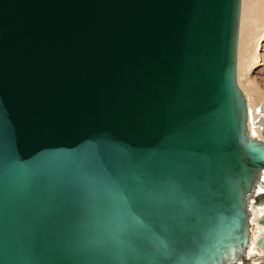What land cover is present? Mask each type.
I'll return each mask as SVG.
<instances>
[{"label": "water", "instance_id": "water-1", "mask_svg": "<svg viewBox=\"0 0 264 264\" xmlns=\"http://www.w3.org/2000/svg\"><path fill=\"white\" fill-rule=\"evenodd\" d=\"M242 7L0 0V264H253Z\"/></svg>", "mask_w": 264, "mask_h": 264}, {"label": "bare ground", "instance_id": "bare-ground-1", "mask_svg": "<svg viewBox=\"0 0 264 264\" xmlns=\"http://www.w3.org/2000/svg\"><path fill=\"white\" fill-rule=\"evenodd\" d=\"M243 5H244V0H243ZM244 8L245 7H242L241 29H240L239 83H240V85H242L241 86L242 88L244 87L243 89H244V91H245V93L247 95L248 101H249V108H250V112H251L250 129L253 132V134H255V135L259 136L260 138H262L261 128L256 124V121L261 116L259 111H260V108H261V104L264 102V100H263L264 92L261 91L260 89L258 90L255 87H253L254 84L251 87H249L250 85L248 86V84H251L252 82L247 84L248 87L245 86V83L248 81L246 79L249 78V77H247L248 76L247 74H245V76L247 77L245 79L246 82L244 83L243 80H242L243 79L242 77L244 76L243 73H247V72H244L243 69L246 67V71H247V68L249 70L256 63V62L254 63V61L257 60V56H255L253 54V52H252L254 47H252L251 44L249 45V47L245 51V56H247L246 60L245 61L243 60L242 50L244 51V49H242V46H243L242 45V39H243L242 35H243V30H244V25H245L244 24L245 17L243 16V10L245 11ZM249 38H250V41L253 40L254 39V35L250 34ZM258 45H257V49H258ZM263 177H264V175H263ZM259 192H264V188H260ZM251 210L253 212V220H252L253 227H252V235H251V244H250V247L248 248V252L246 254H247V257L250 258L253 261V264H261L262 262L264 263V248L258 247L257 246V242L261 238H263V236L261 234V229H262V233L264 234V228L260 227L258 225V224L263 225V224H261L259 222V219H260V217H262L264 215V204H262L261 206L252 205L251 206Z\"/></svg>", "mask_w": 264, "mask_h": 264}, {"label": "rangeland", "instance_id": "rangeland-1", "mask_svg": "<svg viewBox=\"0 0 264 264\" xmlns=\"http://www.w3.org/2000/svg\"><path fill=\"white\" fill-rule=\"evenodd\" d=\"M243 7H245L244 8L245 11L243 10V16L245 17V22H244L245 25L242 35V38L244 39V40L242 39V45H243L242 49H244V51L242 50L243 60L244 61L246 60L247 56H245V51L250 44L252 45V47H254V49L252 48L253 49L252 52L255 56H257V60L254 61V63L255 62L256 63L249 70L247 68L246 71V67L243 69L244 72L247 73H243L244 76L242 77L243 78L242 80L245 83L246 82L245 79L249 77L248 79H246L249 82L247 81L245 83V86H247L248 83L252 82L251 84H248V86L250 85L249 87H251L254 84L253 87H255L258 90L260 89L261 91L264 92V0H252V1L244 0ZM249 33L254 35V39L251 41L249 38L250 35ZM257 45H258V49H257ZM245 74H247L248 76L246 77ZM258 225L264 228L263 225L260 224ZM261 234L264 237V234L262 233V229H261Z\"/></svg>", "mask_w": 264, "mask_h": 264}]
</instances>
